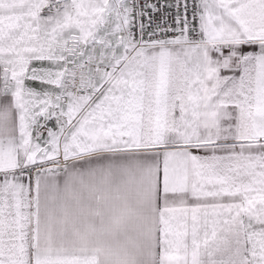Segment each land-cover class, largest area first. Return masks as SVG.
Returning a JSON list of instances; mask_svg holds the SVG:
<instances>
[{
    "label": "snow or ice",
    "instance_id": "obj_1",
    "mask_svg": "<svg viewBox=\"0 0 264 264\" xmlns=\"http://www.w3.org/2000/svg\"><path fill=\"white\" fill-rule=\"evenodd\" d=\"M0 264H264V0H0Z\"/></svg>",
    "mask_w": 264,
    "mask_h": 264
}]
</instances>
